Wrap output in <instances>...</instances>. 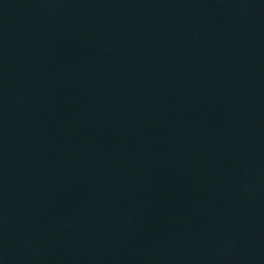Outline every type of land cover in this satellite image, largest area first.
Wrapping results in <instances>:
<instances>
[{
	"label": "water",
	"instance_id": "1",
	"mask_svg": "<svg viewBox=\"0 0 264 264\" xmlns=\"http://www.w3.org/2000/svg\"><path fill=\"white\" fill-rule=\"evenodd\" d=\"M0 264H264V0H0Z\"/></svg>",
	"mask_w": 264,
	"mask_h": 264
}]
</instances>
